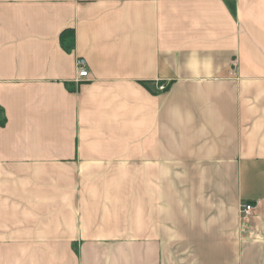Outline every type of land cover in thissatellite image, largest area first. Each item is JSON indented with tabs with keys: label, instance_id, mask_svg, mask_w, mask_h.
Listing matches in <instances>:
<instances>
[{
	"label": "crops",
	"instance_id": "crops-1",
	"mask_svg": "<svg viewBox=\"0 0 264 264\" xmlns=\"http://www.w3.org/2000/svg\"><path fill=\"white\" fill-rule=\"evenodd\" d=\"M0 264H264V0H0Z\"/></svg>",
	"mask_w": 264,
	"mask_h": 264
},
{
	"label": "built area",
	"instance_id": "built-area-1",
	"mask_svg": "<svg viewBox=\"0 0 264 264\" xmlns=\"http://www.w3.org/2000/svg\"><path fill=\"white\" fill-rule=\"evenodd\" d=\"M77 68H78V76L79 79L78 81L84 79V78H88L89 73L87 70V65H86V61L82 58H78L77 59ZM161 90L164 89V87L162 86L160 88ZM257 205H253L250 203H243L240 206V214L243 218L249 219L251 216L254 215L255 211L257 210Z\"/></svg>",
	"mask_w": 264,
	"mask_h": 264
},
{
	"label": "trees",
	"instance_id": "trees-1",
	"mask_svg": "<svg viewBox=\"0 0 264 264\" xmlns=\"http://www.w3.org/2000/svg\"><path fill=\"white\" fill-rule=\"evenodd\" d=\"M72 34H73V33H69V35H68V36L72 38Z\"/></svg>",
	"mask_w": 264,
	"mask_h": 264
}]
</instances>
